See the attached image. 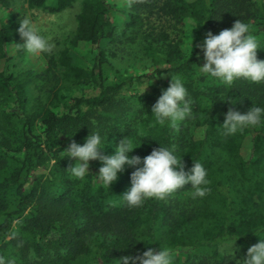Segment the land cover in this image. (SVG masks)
<instances>
[{
    "label": "trees",
    "instance_id": "trees-1",
    "mask_svg": "<svg viewBox=\"0 0 264 264\" xmlns=\"http://www.w3.org/2000/svg\"><path fill=\"white\" fill-rule=\"evenodd\" d=\"M12 1L0 0V6L10 8ZM26 1L48 13L76 3L80 10L67 45L49 55L45 71L0 69V256L14 264H120L121 256L169 246L176 250L174 264H236L240 259L222 253L221 242L238 237L243 258L259 240L253 232L264 227V121L234 135H225L222 124L230 109L264 107V81L239 78L226 85L201 73L198 45L209 31L219 34L239 19L250 25L262 47L257 58L264 59V0H134L121 36L138 37L139 52L155 69L121 79L106 76L102 60L89 67L72 55L88 43L115 41L108 0ZM188 18L206 32L192 52L168 31H181ZM20 24L14 16L0 24V63L11 58V44L22 52ZM177 76L193 101L192 116L176 128L156 124L151 108ZM146 79L154 81L149 91L127 93ZM88 84L99 87L97 95H74ZM198 129H204L200 137ZM91 131L107 140L103 154H114L122 138L135 147L128 155L141 158L160 145H175L185 170L203 164L208 193L194 198L189 183L139 207L117 203L130 187L133 167L126 165L109 188L96 178L99 160L83 179L68 171L74 161L65 157L64 140L82 145ZM39 167L45 172L32 177Z\"/></svg>",
    "mask_w": 264,
    "mask_h": 264
},
{
    "label": "clouds",
    "instance_id": "clouds-1",
    "mask_svg": "<svg viewBox=\"0 0 264 264\" xmlns=\"http://www.w3.org/2000/svg\"><path fill=\"white\" fill-rule=\"evenodd\" d=\"M197 23L193 25L195 28ZM192 28V29H193ZM24 43L20 44L30 54L51 52L54 44L50 37H45L30 18L21 21L18 29ZM192 44V39H191ZM203 50L204 64L199 66L203 74L218 78L226 85H231L236 79L260 83L264 81V59L257 58V50L262 48L260 42L250 30V25L236 20L231 28L221 30L219 34L209 31L202 43L198 45ZM192 52V48H191ZM153 82L145 80L143 91ZM141 92V93H142ZM140 93V94H141ZM193 101L188 93L182 77H171L169 86L162 90V94L151 108L154 121L159 125H170L176 128L178 122L192 116ZM264 121V107L251 106L247 112L241 113L230 109L224 114L223 129L225 135H234L245 127L256 126ZM203 132L204 129H201ZM107 140L99 131H91L85 142L69 143L63 151L74 161L68 168L73 178L83 179L89 172V161L99 160L101 166L96 178L107 188L114 183L118 174L125 171V166L133 167L130 173V187L121 195L123 202L129 207L142 206L150 198L163 199L178 189L191 184L195 189V197H204L209 189L208 173L202 163L193 162L190 169L185 170L182 158L176 154V146H160L154 148L150 154L141 158L137 155H128L135 147L131 140L122 138L115 146L114 154L105 155L102 149ZM137 147V146H136ZM255 233L259 240L247 248L245 256L236 261V264H264V227L258 228ZM238 237L221 242L220 250L230 259L234 256V242ZM176 250L169 247L158 249L148 248L138 256H121L120 264H174ZM0 264H14V261H5L0 256Z\"/></svg>",
    "mask_w": 264,
    "mask_h": 264
},
{
    "label": "rangeland",
    "instance_id": "rangeland-1",
    "mask_svg": "<svg viewBox=\"0 0 264 264\" xmlns=\"http://www.w3.org/2000/svg\"><path fill=\"white\" fill-rule=\"evenodd\" d=\"M113 6L114 24L116 26V38L112 42L109 39L103 40L99 44L88 43L78 49H72V55L74 58L85 66L91 67L95 61H101L102 68L106 69V76L111 79H121L128 75H141L143 73H149L155 69L151 63L144 59L138 50V37L135 41L131 40V37L121 36L124 31L127 22L130 20L131 5L134 0H108ZM80 10L79 3H76L73 7L67 8L58 13H48L42 9H32L28 7L26 0H13L10 8L0 6V24L8 23L11 16L23 20L30 18L32 22L40 30V33L45 37H50V42L54 44V48L51 52H44L39 54H30L21 45L18 50L15 44H11L8 48L11 58L6 62L0 63V69L7 72L18 73L23 70L32 69L38 72L45 71L48 68L49 55H56L57 52L67 45V38L75 31L77 22L76 14ZM153 21V20H152ZM195 21L191 18L186 19L184 24H179L180 30L174 28H168V31L173 36L181 38V46L185 52H190L194 47V40L203 37L206 32L196 25L193 28ZM148 25V24H147ZM146 24L142 30L148 29ZM151 26V23H149ZM178 28V27H177ZM193 28V29H192ZM179 32V34H178ZM134 33V32H131ZM132 35V34H131ZM121 36V37H120ZM120 37V38H119ZM192 39V44H191ZM24 43V38L21 44ZM102 52L105 58L102 59ZM204 59L200 61V66H203ZM163 79L166 80V75ZM154 81L144 90L149 91ZM145 87V82L134 84L127 90V93L142 92ZM99 92V87L94 84H88L74 92L76 96H94ZM143 93V92H142ZM180 123V122H178ZM36 133H42V127L38 126ZM195 135L200 137L202 135L201 129L196 130ZM66 147L69 145L67 139L64 140ZM249 146L245 145L243 153L247 156L249 153ZM110 155V154H105ZM61 156V155H59ZM96 160H90L89 164L94 165ZM45 172L41 167L35 169L32 172V177ZM30 178V180L32 179ZM122 201L121 197L116 199L119 203ZM243 248L236 242H234V256L238 259L242 258ZM136 264H139L136 261Z\"/></svg>",
    "mask_w": 264,
    "mask_h": 264
}]
</instances>
